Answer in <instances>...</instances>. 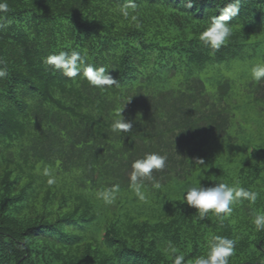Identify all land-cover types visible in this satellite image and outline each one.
Masks as SVG:
<instances>
[{
	"label": "trees",
	"instance_id": "trees-1",
	"mask_svg": "<svg viewBox=\"0 0 264 264\" xmlns=\"http://www.w3.org/2000/svg\"><path fill=\"white\" fill-rule=\"evenodd\" d=\"M6 2L0 264H172L173 255L193 264L212 235L237 241L231 264H264V232L251 223L255 213L264 214V133L242 151L219 155L223 142L236 143L246 131L236 86L226 80L211 91L195 75L238 59H264V0H239L232 36L215 51L198 34L236 0H135V22L119 14L126 0ZM60 51L79 52L116 83L101 91L54 71L44 60ZM240 89L251 113L263 111L256 106L264 104V81ZM118 112L132 123L128 133L110 130ZM151 152L167 157L165 168L153 172L160 189L145 180L146 200L120 201V209L97 198L114 184L117 195L134 194L131 164ZM197 160L210 167L202 185L193 183ZM220 182H238L257 200L234 205L231 216L209 213L201 220L185 193ZM169 186L157 205L147 199Z\"/></svg>",
	"mask_w": 264,
	"mask_h": 264
},
{
	"label": "clouds",
	"instance_id": "clouds-1",
	"mask_svg": "<svg viewBox=\"0 0 264 264\" xmlns=\"http://www.w3.org/2000/svg\"><path fill=\"white\" fill-rule=\"evenodd\" d=\"M191 7V3L188 5ZM9 5L6 0H0V12H7ZM131 10V11H130ZM135 0H126L119 7V14L125 19L135 22L138 15ZM240 12L239 0L226 7L219 16L213 17L211 24L198 34V40L211 50H219L232 36V27L229 23ZM139 27V24H137ZM45 64L52 67L54 71L61 72L65 77L72 79L82 78L87 84L101 91L106 90L116 83V80L103 67H96L86 64L85 59L77 51H60L48 55ZM7 75V72L0 68V78ZM250 77L256 84L264 81V62L257 63L250 69ZM130 100V99H129ZM119 119L113 120L111 131L116 134L128 133L132 129V123L128 122L118 112ZM167 157L156 152L146 153L142 158L132 162V172L130 175L129 188L134 192L140 201L146 200V195L142 190L144 181H153L152 187L160 189L161 185L155 181L153 172L163 170L166 166ZM43 175L48 177L47 184L54 185L55 177L48 168L43 169ZM120 190L119 184H114L109 188L97 192V198L105 205H113ZM258 193L241 186L238 182L229 184L228 182L216 183L212 186L190 187L184 196L186 205L196 210L197 215L203 220L209 213L217 218L231 216L233 206L247 200L255 203ZM251 223L256 232H264V214L255 213L251 218ZM237 241L224 235H212L206 240L207 251L193 258V264H231V258L235 253ZM174 251V250H173ZM172 264H186L184 255H173Z\"/></svg>",
	"mask_w": 264,
	"mask_h": 264
},
{
	"label": "rangeland",
	"instance_id": "rangeland-1",
	"mask_svg": "<svg viewBox=\"0 0 264 264\" xmlns=\"http://www.w3.org/2000/svg\"><path fill=\"white\" fill-rule=\"evenodd\" d=\"M264 55V54H263ZM264 62V59L260 60L256 57L247 58V59H238L232 62L223 63L221 65L216 66L213 70H206L203 72H199L195 75H198L199 78L209 86L211 91H215L219 84L223 81L229 80L233 82L236 86L237 99L236 102L239 104L238 116L240 119L246 124V131L244 134L238 139V141L231 142L227 144V142H223L221 148L219 150L220 154L233 153V149H241V151L245 148L246 143L250 139H255V135L260 130L261 133H264V104H259L256 106L257 109H263V111H254L251 113V108L247 104V100L243 97V91H241V86L246 84L247 82L252 81L250 77V69L257 63ZM243 113V115H242ZM248 120V121H247ZM254 134V135H253ZM256 141H254L255 144ZM230 147V148H229ZM197 169L194 173L193 183L194 184H203V180L206 176H203L209 170V166L207 163L202 164L200 160H197ZM73 179L71 178L70 181ZM171 186L167 188H162L159 192H151L147 194V199L150 200L152 198V204L157 205V200H162L163 197L168 196V192L170 191ZM179 190V189H178ZM132 191V190H131ZM128 192V191H127ZM150 197V198H149ZM134 200L138 201L139 199L135 196V194L130 193H121L117 195L116 201L113 204V208L120 209L119 202L121 201L124 205H127L128 202H133ZM101 201V200H100ZM138 203L142 204V201Z\"/></svg>",
	"mask_w": 264,
	"mask_h": 264
}]
</instances>
